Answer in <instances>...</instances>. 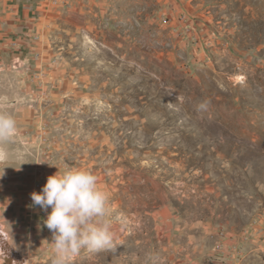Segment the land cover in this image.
<instances>
[{"label": "rangeland", "instance_id": "rangeland-1", "mask_svg": "<svg viewBox=\"0 0 264 264\" xmlns=\"http://www.w3.org/2000/svg\"><path fill=\"white\" fill-rule=\"evenodd\" d=\"M26 4L0 28V150L46 162L0 178V264H52L31 193L69 169L98 177L115 244L72 264H264V0Z\"/></svg>", "mask_w": 264, "mask_h": 264}, {"label": "clouds", "instance_id": "clouds-1", "mask_svg": "<svg viewBox=\"0 0 264 264\" xmlns=\"http://www.w3.org/2000/svg\"><path fill=\"white\" fill-rule=\"evenodd\" d=\"M16 135V120L9 114L0 113V145L13 142ZM31 162L46 161L27 159L21 152L10 159L7 151L0 150V166H3L0 178L6 167L19 171L23 164ZM107 200V193L98 187V177L82 169H69L63 173L59 170L47 178L41 191L31 193L29 207H38L47 213L37 227L41 230L46 227L52 233L55 252L52 264H72L82 249L98 253L115 248L111 225L105 219ZM5 241L16 247L12 230L9 233L0 227V257L4 260L8 255L2 247Z\"/></svg>", "mask_w": 264, "mask_h": 264}, {"label": "crops", "instance_id": "crops-1", "mask_svg": "<svg viewBox=\"0 0 264 264\" xmlns=\"http://www.w3.org/2000/svg\"><path fill=\"white\" fill-rule=\"evenodd\" d=\"M12 1L13 0H0V28L9 30L11 28L13 12L15 13L20 11L21 7H23L24 9L28 7V5L26 4L28 0H18L19 2L15 5H13ZM22 1L24 2V4L22 3ZM3 35L5 34L3 33Z\"/></svg>", "mask_w": 264, "mask_h": 264}, {"label": "bare ground", "instance_id": "bare-ground-1", "mask_svg": "<svg viewBox=\"0 0 264 264\" xmlns=\"http://www.w3.org/2000/svg\"><path fill=\"white\" fill-rule=\"evenodd\" d=\"M4 245H3V248H8V249H10V251L12 250L13 251V249H12V247L5 241L4 243H3ZM15 250V249H14ZM15 254H16V256H18L17 255V253H14V256H15ZM17 258V257H16ZM14 260V259H13ZM16 261V260H15ZM17 261H18V259H17ZM19 261H21L20 259H19ZM20 263V262H19ZM20 264H23V261L20 263Z\"/></svg>", "mask_w": 264, "mask_h": 264}, {"label": "built area", "instance_id": "built-area-1", "mask_svg": "<svg viewBox=\"0 0 264 264\" xmlns=\"http://www.w3.org/2000/svg\"><path fill=\"white\" fill-rule=\"evenodd\" d=\"M223 236H226V234H224Z\"/></svg>", "mask_w": 264, "mask_h": 264}]
</instances>
